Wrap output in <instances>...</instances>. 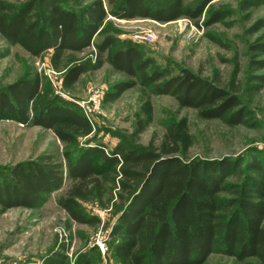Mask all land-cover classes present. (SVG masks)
Wrapping results in <instances>:
<instances>
[{
	"label": "trees",
	"instance_id": "obj_1",
	"mask_svg": "<svg viewBox=\"0 0 264 264\" xmlns=\"http://www.w3.org/2000/svg\"><path fill=\"white\" fill-rule=\"evenodd\" d=\"M215 0H164L153 6L147 0H0V35L10 45H20L34 57L52 51L51 66L64 70L62 85L71 90L92 69L109 64L133 81L114 84L105 102L118 100L138 84L155 95L173 97L180 108H193L205 120L219 119L228 126L248 125L246 108L234 88L237 73L228 87L219 74L205 78L183 68L177 75L154 67L135 42L106 33L109 17L117 20L148 19L168 23L180 18L205 16L204 26L223 23L229 13L209 11ZM264 0H244L243 11L257 8ZM264 29V18L251 32ZM94 46L96 64L75 55ZM254 56L264 54V35L249 46ZM8 52L0 51V58ZM252 57V58H253ZM257 57V56H256ZM80 61V62H78ZM254 69H264V59H251ZM251 93L261 91L264 75H258ZM48 89V78L36 70L0 86V121L10 120L27 127L41 126L68 145L93 133L89 118L67 103L48 100L40 104ZM146 119L137 116V135L153 119L150 99L143 106ZM193 137L183 118L170 124L161 145L129 150L123 145L112 152L105 146L66 150L64 163L43 153L0 169V217L14 208L37 209L66 179L71 181L58 205L70 219L91 227L101 224L88 215L82 202L97 201L106 208L115 198L119 215L111 229L116 240L112 257L116 264H203L214 253L245 262L251 258L264 264V172L242 184L229 182L240 163L232 159H187ZM71 245H56L40 264H96L103 259L98 246L70 262ZM94 251H97L98 259ZM26 264H39L28 262Z\"/></svg>",
	"mask_w": 264,
	"mask_h": 264
},
{
	"label": "rangeland",
	"instance_id": "obj_2",
	"mask_svg": "<svg viewBox=\"0 0 264 264\" xmlns=\"http://www.w3.org/2000/svg\"><path fill=\"white\" fill-rule=\"evenodd\" d=\"M22 3L26 0H7ZM244 0H215L209 11L223 10L229 16L223 23L210 27L204 26L205 16L192 20L180 18L168 23L152 20H116L109 17L107 32L115 33L122 40L137 43L146 56L154 59V67L167 69L177 75L186 68L205 78L221 77L222 84H234L242 107L248 112V125L228 126L219 119H202L193 108H180L177 101L168 95H155L141 84L127 90L115 102H105V95L111 92L114 84L120 81H133L125 74L115 71L109 64L92 69L84 74L71 89L63 88L64 70L58 72L51 66L52 51L40 57H34L20 45H10L0 35V51L8 52L0 58V86H6L20 79L27 71L36 70L48 78L44 98L67 103L86 116L93 126V133L81 137L78 144L68 145L62 142L53 131L41 126L27 127L14 121H0V169L23 160L36 158L43 153L55 155L66 162L64 152L70 150L73 156L90 146H105L112 152L123 145L129 150L146 149L151 144L158 147L164 139L170 124L186 118L193 137L188 158L224 159L230 158L240 163V169L231 175L230 183L242 184L251 177L259 175L254 171L258 161L264 172V86L261 91L251 93L258 75H264V69H254L251 59H264V54L253 57L249 46L264 35V29L251 32L254 24L264 18V4L243 11ZM153 6H161L164 0H147ZM155 34L152 42H136L137 36ZM253 57V58H252ZM75 59L91 61L96 64L93 47L77 54ZM78 61V62H80ZM150 99L153 107V119L143 133L137 135V116L146 119L143 106ZM71 181L66 179L62 190L55 192L43 206L37 209L14 208L0 217V264H26L37 262L56 243L71 245L70 262L77 256L95 246L103 259L99 260L94 251L96 264H116L112 257V246L116 240L111 237L120 210V202L113 199L106 208L97 201L82 202V208L88 215L101 219L96 227L79 224L58 205V199L65 195ZM100 245H103L101 247ZM203 264H259L251 258L245 262L223 254H212Z\"/></svg>",
	"mask_w": 264,
	"mask_h": 264
},
{
	"label": "built area",
	"instance_id": "obj_3",
	"mask_svg": "<svg viewBox=\"0 0 264 264\" xmlns=\"http://www.w3.org/2000/svg\"><path fill=\"white\" fill-rule=\"evenodd\" d=\"M155 40V34H148V35H142V36H137L136 38H135V41L136 42H152V41H154ZM93 47V49L95 50V52H96V49H95V47L94 46H92ZM87 117H88V115H87ZM89 118V117H88ZM101 247H103V245H100Z\"/></svg>",
	"mask_w": 264,
	"mask_h": 264
},
{
	"label": "crops",
	"instance_id": "obj_4",
	"mask_svg": "<svg viewBox=\"0 0 264 264\" xmlns=\"http://www.w3.org/2000/svg\"><path fill=\"white\" fill-rule=\"evenodd\" d=\"M117 20V19H116ZM3 216V215H2Z\"/></svg>",
	"mask_w": 264,
	"mask_h": 264
}]
</instances>
